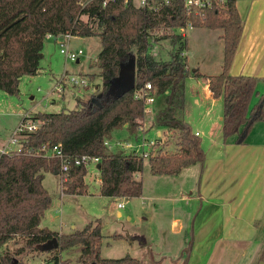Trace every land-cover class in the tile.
Instances as JSON below:
<instances>
[{"label": "trees", "instance_id": "16d2710c", "mask_svg": "<svg viewBox=\"0 0 264 264\" xmlns=\"http://www.w3.org/2000/svg\"><path fill=\"white\" fill-rule=\"evenodd\" d=\"M188 21L194 28L223 31L221 72L207 78L208 88L213 99H222L223 139L235 135L241 145L253 124L264 121V96L258 95L255 78L229 74L243 30L235 0H227L190 18L180 0H171L156 12L137 8L131 2L125 4L124 0H0V91L10 96L18 94L22 77L38 73L47 36L70 34L97 37L101 42L96 63L101 78L99 97L89 102L77 99L80 107L77 111L38 113L23 118L22 122H38V129L22 134V153L0 156V248L15 239V244L21 243L13 252L3 250L0 264H28L17 257L27 251L41 252V246L53 238L58 247L48 252L53 254L51 264H70L61 259V253L74 248L79 249L76 264H141L129 255L121 259L101 257L100 220L91 221L71 234L40 228L52 202L42 185L44 173L58 174L60 164L55 159L27 156L24 151L60 144L68 160L84 155L97 158L101 197L126 201L141 197L143 185L134 176L142 172L144 160L131 153H112L104 143L110 140L113 131L123 128L135 137L144 113L142 103L133 97L134 92L149 83L156 97L165 96L164 107L156 113L152 127L178 132L177 153L163 152L169 145L166 141L147 160L150 174L175 177L182 170L203 163L205 152L199 136L188 123L176 117V111L184 108L185 80L190 76L186 58L182 57L186 41L182 42L181 36H171L176 49L168 62L157 61L148 53L151 32L183 28ZM130 60L135 63L134 86L125 90L115 79L121 66ZM192 75L203 77L196 70ZM253 97H258L254 104ZM86 174L84 165L69 166L63 176V193L84 194ZM263 255L264 249L258 263Z\"/></svg>", "mask_w": 264, "mask_h": 264}, {"label": "rangeland", "instance_id": "374dc122", "mask_svg": "<svg viewBox=\"0 0 264 264\" xmlns=\"http://www.w3.org/2000/svg\"><path fill=\"white\" fill-rule=\"evenodd\" d=\"M250 1L251 10L257 12V14L258 11L264 9L260 3L254 2V0ZM134 5L136 6L135 3ZM83 20H86V18L83 17ZM180 29L151 32L148 53L157 61L168 62L170 54L176 49L171 43V36H179ZM219 33L220 31L214 32L205 28H194L187 30V38L181 37L182 42L186 41L182 57H185L186 53L187 69L190 72V76L185 80L186 107L183 118L190 123L193 132L198 130L202 133L206 130V127L220 124L219 118L223 112L222 99H216V102L211 106V103L204 98L202 85L191 79L193 77L191 76L192 72L195 70L207 77L218 75L221 72L222 40L217 37ZM61 40L54 41L53 38L45 40L44 57L40 60L38 73L32 77L25 76L21 78L16 96H10L0 91V148L12 138V134L22 123L23 118L27 116L31 118L38 113L77 111L80 109L77 105V99L82 102H89L95 101L99 97L101 78L96 65L97 55L101 50L99 38L71 37L69 50H81L83 52L79 62L66 60L65 56L60 53L59 43ZM73 77L85 79L87 85H73L70 82ZM60 81H62V93L53 90ZM164 99L165 96L156 97L155 103L147 106L150 112L146 114V118L144 116L139 122L145 130L144 132H149L148 137L150 139H154L157 134L155 130L151 132V129L155 127L151 126L150 121L164 107ZM194 99L200 101L198 106L195 105ZM182 112L183 110H177L176 117L180 119ZM263 122L259 121L253 124L250 130L251 133L246 136L244 143L241 145L237 143L238 139L235 135L227 139H223V137L219 139L217 143L218 156L223 161V165L227 164V159L224 160L225 154L227 156L232 152L235 154V151L238 150V156L241 151H243L242 155L246 154L248 156L251 155L248 148H253L256 143L262 144L264 142ZM36 125L39 126V124ZM136 132L138 131L136 130ZM160 132L165 140L169 141V145L163 149V152L173 155L177 151L175 144L178 142V132H168L166 130ZM198 136L203 151L211 159L212 152L209 149L212 141L207 135ZM135 137L129 136L125 128L115 130L111 133L110 140H107L110 148L105 147L112 153H130L129 150L117 144L124 142L136 144ZM15 139H19V136H16ZM10 145V148H15L14 145ZM242 145H245V147L240 149ZM227 147H230L227 149L229 153L226 152ZM208 151L209 154H207ZM233 154L231 157H234ZM86 169L87 174L84 181L90 188L86 185L87 187L82 195H85L87 189L89 193L85 195L86 197L79 198L65 195L64 190L61 195L62 177L52 173H44L42 185L52 198V202L47 210L48 212L44 213V217L47 221L50 218V222L43 221V226H47L52 231H58L56 232L58 234H68L66 232H69L70 225L74 224L77 229H83L82 227L89 221L97 219L102 223L103 240L100 250L102 258L121 259L129 254L131 257L138 259L141 264H176L172 255L174 253L173 248H171L170 258L163 251V245L166 240H171L177 245L176 228L172 227L173 219H182L186 224L189 222L192 204L181 200L179 196L186 197L189 187L193 188L195 179L185 176L187 172H183L182 176L171 178L153 176L150 174L147 160H144L142 172L136 174V180L143 185L142 197L144 199L142 200L139 197L127 201L124 199L112 200L100 197L99 183L97 182L98 172L94 163L86 165ZM63 187L65 189L64 184ZM169 192L171 195L168 194ZM174 198L175 200H173ZM118 203H124V207L119 210L122 214L120 218L116 216V204ZM57 210H60L61 214L56 213ZM195 216H198L196 218L198 221L200 217L198 212L195 213ZM127 217H130V219L128 220ZM196 223L198 224V222ZM188 227L187 225V229ZM261 229L264 231V226ZM60 230L62 233H60ZM119 235L124 237L121 241H112L117 239ZM190 238L188 231V243L185 246L186 250L182 252L185 257L189 249ZM15 240L9 241L1 247L0 253L5 249L13 252L21 246V243L15 244ZM78 257L79 249L74 248L64 253L61 259L69 261L70 264H76ZM52 258L53 254L48 252L33 251H27L22 256L17 257L18 260L28 264H51ZM245 261V263L249 261V256ZM178 264L184 263L180 261Z\"/></svg>", "mask_w": 264, "mask_h": 264}, {"label": "crops", "instance_id": "0c3cea01", "mask_svg": "<svg viewBox=\"0 0 264 264\" xmlns=\"http://www.w3.org/2000/svg\"><path fill=\"white\" fill-rule=\"evenodd\" d=\"M250 2V0H235L243 30L229 74L231 76L255 78L257 80L256 91L258 95L264 96V9L258 11L259 13L257 14V12L251 10ZM254 2H258L264 7V0H254ZM211 31H220L217 37L222 40V30ZM46 39L50 38L47 37ZM221 43L222 62L220 67L223 64V40ZM43 57L44 47L41 59ZM199 74L202 75L200 72ZM202 76V78H195L193 76L191 79L202 85L204 98L212 106L216 102V99L212 98L209 91L208 77ZM257 98L253 97L252 104L257 101ZM194 103L198 106L200 101L194 99ZM185 107L184 92V108L181 118L184 117ZM182 120L190 125L186 119L184 120L183 118ZM153 121L154 119L150 121L151 126ZM219 121L220 124L212 125L209 128L206 127V130L202 133L198 130L195 131L198 135H207L210 141H212L211 148L209 149L212 152L211 159L205 154V161L203 163L184 169L178 176H175L179 177L183 175V172H187L185 176L195 179L193 188L189 187L186 197L179 196L181 200L192 204L189 222L186 224L182 219H173L172 227L176 228L177 245L171 240H166L163 245V251L170 258L171 248H173L174 253L172 255L176 264L180 261L184 264H257L264 249V231L261 229L264 226V142L262 144L256 143L253 148H248L251 151V155L248 156L246 154L242 155L243 151L238 156V150L235 151V154H233L234 152L228 156L225 154L224 160L227 159V164L223 165V161L218 156L219 148L217 147V143L222 137V116L219 118ZM153 130L157 134L161 133L160 131H165L154 128L151 129V132ZM243 147L245 145H242L240 149H243ZM228 148L230 147L226 148V152H228ZM207 154H209V151ZM232 154L234 157H231ZM95 168L98 172L97 182L100 189V174L97 164ZM57 176L59 175L57 174ZM134 178L136 179V175ZM88 188L90 187L88 186ZM88 193L87 189L85 195H88ZM168 194L171 195L170 192ZM85 195H72V197H86ZM169 198L171 199V197ZM109 199L116 200L115 198ZM141 199H144L142 195ZM197 206H199L198 211ZM116 209V216L120 218L122 214L117 204ZM47 212L45 211V213ZM57 212L60 213V210H57ZM196 212L200 215L198 221L196 220L198 216H195ZM44 216L39 227L55 232L47 226H43V221H47ZM127 219L129 220L130 217H127ZM47 222H50V218ZM187 225L189 226L188 229ZM76 230L81 229H77L72 224L69 226V232L66 233L71 234ZM188 231L191 238L185 257L182 252L186 250ZM60 233H62L61 230ZM120 236L112 241H121L124 237ZM107 244L110 245L108 242ZM64 253L66 252L61 253V256ZM248 256L249 261L245 263ZM184 259L185 261H183Z\"/></svg>", "mask_w": 264, "mask_h": 264}, {"label": "built area", "instance_id": "2783aa9c", "mask_svg": "<svg viewBox=\"0 0 264 264\" xmlns=\"http://www.w3.org/2000/svg\"><path fill=\"white\" fill-rule=\"evenodd\" d=\"M183 3L184 10L186 11L187 16L190 17H196L201 11H205L207 9H210L212 7L219 6L224 4L227 0H180ZM128 2H131L133 5L136 4L135 7L141 8V9H147L152 12H156L160 6H167L171 0H124V3L127 4ZM194 29L193 23L191 21H188L186 25L180 29L179 36L186 37L187 30ZM48 38H53L51 36H47ZM70 34H65L62 36H59L58 38H53L54 41H58L59 39H62L59 43L60 47V53L65 56L66 60H69L71 62H79V59L83 55V52L81 50L78 51H70L69 50V41L71 39ZM63 77V76H62ZM70 82L75 86H86L87 82L83 78L73 77L71 78ZM62 81L57 83V85L54 87V91H57L59 93L63 92L62 88ZM134 99L138 100L142 103L143 106V113L144 116L149 113L150 111L147 109V106L153 105L155 103L156 99V91L155 89L149 84L146 83L140 88L136 89L134 92ZM29 118V116H27ZM36 124H39L38 122H31L29 120L22 122L19 127L14 131L12 134V138L0 148V156L5 154H20L23 152L22 149V142L24 141V136L22 134L24 133H34L39 126ZM137 131L135 136L136 144H132L130 142H124L121 144H117L118 146L129 150L131 154L138 155L143 160H148L150 156H153L160 148L163 147V144L166 142L164 136L162 133L156 134L154 139H150L148 137L149 132L143 129V127L140 125L137 128ZM198 135V134H197ZM16 136H19V139H15ZM10 144L14 145L15 148H10ZM104 145L108 148H110L109 143L105 141ZM166 148V147H164ZM24 154L31 157H43L46 159H55L59 161L60 168L58 175L62 177L61 180V195L63 194V183L65 179L63 176L68 172L69 166H81V165H88L94 163V165L99 163V159L90 157V156H81V157H75L71 160H68L64 157L61 149V145H42L37 148H28L24 151ZM117 207L119 209H122L124 207V203H118Z\"/></svg>", "mask_w": 264, "mask_h": 264}, {"label": "water", "instance_id": "95a60500", "mask_svg": "<svg viewBox=\"0 0 264 264\" xmlns=\"http://www.w3.org/2000/svg\"><path fill=\"white\" fill-rule=\"evenodd\" d=\"M41 58V55H40ZM134 78H135V63L133 60L126 65L121 66L119 76L115 79V83L120 86L121 89L130 90L134 86ZM120 92L118 91L117 94ZM97 169L99 167L97 166ZM57 175V173H53ZM58 247L57 240L53 238L49 242L45 243L41 246V252H50L56 250ZM258 264H264V255L261 261Z\"/></svg>", "mask_w": 264, "mask_h": 264}]
</instances>
